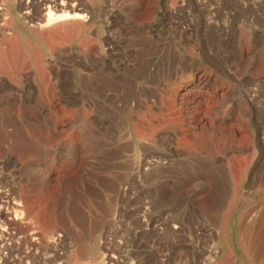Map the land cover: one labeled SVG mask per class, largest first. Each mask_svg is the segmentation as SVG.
<instances>
[{"label":"rangeland","instance_id":"1","mask_svg":"<svg viewBox=\"0 0 264 264\" xmlns=\"http://www.w3.org/2000/svg\"><path fill=\"white\" fill-rule=\"evenodd\" d=\"M263 241L264 0H0V264Z\"/></svg>","mask_w":264,"mask_h":264},{"label":"bare ground","instance_id":"2","mask_svg":"<svg viewBox=\"0 0 264 264\" xmlns=\"http://www.w3.org/2000/svg\"><path fill=\"white\" fill-rule=\"evenodd\" d=\"M73 1H75V0H69V2H73ZM59 5L56 6L57 7L55 9L56 12H54L50 7H48V12L46 13V19H45V23L43 24V26H48V25H50L54 22H57L59 20L62 21V20H66L69 18L75 19V18L83 17V15H81L77 12H74L73 8L75 5L72 4V5L68 6V4L67 5L65 4V2H60ZM27 19L29 21L32 20L31 17H27ZM14 214H15V217H18L21 214V210L19 209V204H16V207L14 209ZM252 243H254V242L252 241ZM262 245H263V248L261 249V251L259 253L258 252L256 253V254H258L256 256V254H254V252H255L254 250H253L254 252H252V250L250 251V249L248 247H243L240 244L239 253H241V255H240V258L238 260V264H264V243Z\"/></svg>","mask_w":264,"mask_h":264}]
</instances>
